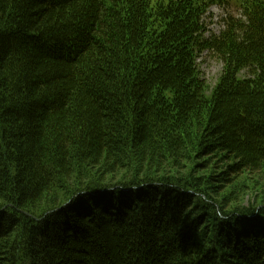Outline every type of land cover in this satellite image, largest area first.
<instances>
[{"label": "trees", "instance_id": "obj_1", "mask_svg": "<svg viewBox=\"0 0 264 264\" xmlns=\"http://www.w3.org/2000/svg\"><path fill=\"white\" fill-rule=\"evenodd\" d=\"M258 177L264 0H0V264H264Z\"/></svg>", "mask_w": 264, "mask_h": 264}, {"label": "rangeland", "instance_id": "obj_2", "mask_svg": "<svg viewBox=\"0 0 264 264\" xmlns=\"http://www.w3.org/2000/svg\"><path fill=\"white\" fill-rule=\"evenodd\" d=\"M228 13H230V9L227 8L218 6L211 8L205 18L209 30L208 35H218L224 30V20L227 18ZM198 63L203 77L214 87L223 72V63L210 53H205L199 59ZM199 175H204V173H200ZM250 181H252V183L242 180L238 182L239 194L236 197L238 202L245 206L251 204L255 198H263L261 191L264 193V177L251 178Z\"/></svg>", "mask_w": 264, "mask_h": 264}]
</instances>
